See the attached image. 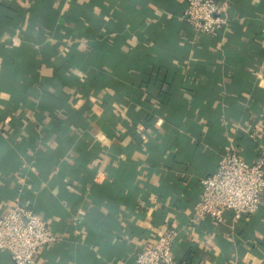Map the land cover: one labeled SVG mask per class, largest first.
Returning <instances> with one entry per match:
<instances>
[{"label": "crops", "instance_id": "1", "mask_svg": "<svg viewBox=\"0 0 264 264\" xmlns=\"http://www.w3.org/2000/svg\"><path fill=\"white\" fill-rule=\"evenodd\" d=\"M217 1L228 24L204 33L187 0H0V215L60 237L35 264H137L167 228L177 264H264V198L193 213L229 143L264 148V0Z\"/></svg>", "mask_w": 264, "mask_h": 264}, {"label": "built area", "instance_id": "2", "mask_svg": "<svg viewBox=\"0 0 264 264\" xmlns=\"http://www.w3.org/2000/svg\"><path fill=\"white\" fill-rule=\"evenodd\" d=\"M217 0H187L184 20L197 31L213 33L226 28L228 17ZM202 195L194 208V218L213 217L226 223V213L233 219L255 214L264 198V148L254 161L244 157L235 142L229 143L218 169L202 178ZM177 228L165 229L157 239L141 245L137 264H177L174 246ZM50 223L33 208L16 204L0 215V251L8 250L15 264H35L43 247L59 240Z\"/></svg>", "mask_w": 264, "mask_h": 264}]
</instances>
